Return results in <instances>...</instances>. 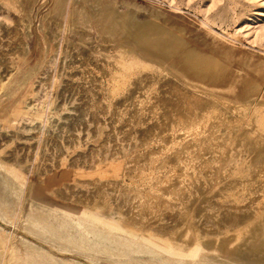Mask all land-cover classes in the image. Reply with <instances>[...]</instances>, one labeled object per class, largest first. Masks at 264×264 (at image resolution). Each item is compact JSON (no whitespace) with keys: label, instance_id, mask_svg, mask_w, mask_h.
Returning <instances> with one entry per match:
<instances>
[{"label":"rangeland","instance_id":"obj_1","mask_svg":"<svg viewBox=\"0 0 264 264\" xmlns=\"http://www.w3.org/2000/svg\"><path fill=\"white\" fill-rule=\"evenodd\" d=\"M150 29L227 78L144 49ZM255 70L264 0H0V264H24L22 230L89 256L63 264H264Z\"/></svg>","mask_w":264,"mask_h":264},{"label":"bare ground","instance_id":"obj_2","mask_svg":"<svg viewBox=\"0 0 264 264\" xmlns=\"http://www.w3.org/2000/svg\"><path fill=\"white\" fill-rule=\"evenodd\" d=\"M155 28H159V27H155ZM159 30L150 29V31L142 33L138 38L139 44L144 49L159 52L161 53V55H164L166 57L174 56L175 57L174 60L179 64V66L187 74H189L190 76H192L198 81H202V82L207 81L208 83L213 80L223 81L225 78H227L228 67L223 61L218 60L209 54H204L200 52L199 49L196 50V49H193V47L192 48L188 47L189 44L187 47L182 48V50L178 48L179 51L177 50H176L177 52L172 51L171 48L168 46L169 42L166 40V38L162 37L163 35L161 36V34L158 32ZM165 33L166 35H168L167 32ZM173 37L171 36L170 38H173ZM256 72L260 73V75L264 77V72H261L259 70ZM252 79L253 77L250 78V80ZM256 82L257 81L255 82L251 81L247 85V87L242 86V88L244 89H241L239 91L241 96L246 98L251 94L257 93L258 90L260 89L259 88L260 82H258L259 85ZM232 137H233V132H230L226 136V139H230ZM98 219L101 222H103L104 225H107V226L113 225L112 222H109L107 220H102L101 218H98ZM22 231L26 238L36 242V244L34 245L30 243L29 241L26 243L20 240L18 244L11 243L12 246H11V249L9 250V253L14 254V252L16 251L20 252L22 254L21 256L25 260L24 264H63L64 260L61 257H65L67 252L70 253L69 260L71 259L73 260V258L75 257H80L82 258V261L84 260V261L89 262L88 260L89 256L87 254L75 253L74 249L70 248L66 244L64 239L52 241L49 238L41 236L40 234L33 232L31 230H22ZM2 237L6 238L7 235L5 233H2ZM131 245H132V242L122 244L120 245V250L122 252L131 251V253H134L131 249ZM55 248L59 249V251H57Z\"/></svg>","mask_w":264,"mask_h":264}]
</instances>
